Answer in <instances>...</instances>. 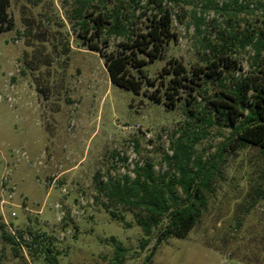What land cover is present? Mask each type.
<instances>
[{
  "label": "rangeland",
  "instance_id": "rangeland-1",
  "mask_svg": "<svg viewBox=\"0 0 264 264\" xmlns=\"http://www.w3.org/2000/svg\"><path fill=\"white\" fill-rule=\"evenodd\" d=\"M230 2L165 1L175 38L144 68L162 88L134 72L141 84L135 93L113 84L104 59L82 45L70 20L75 0H11L14 27L0 34V264H115L112 238L128 250L124 264H264V151L224 148L230 129L195 119L216 98L217 85L197 80L204 87L182 92L173 107L163 97L161 75L173 60L193 76L195 67L209 65L206 43H219L223 29L264 30V0L221 9ZM144 11L137 12V32L150 25L152 12ZM123 41L113 38L107 52L120 51ZM234 53L237 77L256 74L251 48ZM197 134L195 156H215L217 167L206 209L188 236H170L155 249L153 240L142 251L133 213L125 222L113 219L107 207L126 211L109 203L99 184L134 178L146 163L167 171L172 141ZM20 231L46 235L50 249L15 250L8 235Z\"/></svg>",
  "mask_w": 264,
  "mask_h": 264
},
{
  "label": "trees",
  "instance_id": "trees-1",
  "mask_svg": "<svg viewBox=\"0 0 264 264\" xmlns=\"http://www.w3.org/2000/svg\"><path fill=\"white\" fill-rule=\"evenodd\" d=\"M165 1L75 0L71 23L79 26L78 36L82 45L104 59L113 84L138 93L141 84L135 78L134 72H137L150 86L160 88L158 81L147 79L144 68L148 65L146 58L151 62L158 59L164 46L175 38L174 14L164 7ZM10 4L11 0H0V34L14 27L9 15ZM230 6L236 11L244 8L239 0H231L221 9L227 10ZM140 9L144 12L150 9L152 15L148 19L150 25L147 30L137 32L135 25ZM230 27L220 31L219 43H206L213 58L206 56L209 65L195 67L193 76H189L191 71L177 60L169 63V69L165 68V74L161 75V78H167V82L162 84L166 86L163 97L168 100L166 104L173 107L176 101L182 100V92L196 91L195 86L217 85L219 93L216 98L210 100L206 108L197 109L195 119L208 127L229 128L230 137L223 143L224 148L234 146L241 150L252 145L264 151V30L238 31ZM113 38L125 41L121 43L120 51L108 53L106 49ZM247 48L254 53L252 65L258 71L237 77L240 67L234 52ZM142 55L145 57L142 58ZM197 80H203L205 84L201 85ZM205 89L208 90V87ZM190 112L193 114L192 110ZM199 140L197 134L193 140L179 137L172 141L170 148L173 154L166 157L169 168L165 172L156 173L154 165L146 163L137 165L134 178L125 176L111 182H100V193L109 203L126 211L123 213L107 207L106 211L113 219L125 222V214L133 213L143 232L142 251L148 249L153 240L155 249L170 236H188L200 221L207 206L205 193L210 190L217 167L212 163L215 156L208 161H203L200 155L195 156ZM216 155L220 157V150ZM127 226L131 224L127 223ZM27 234L26 237L21 231L18 235L9 233L8 239L15 250L16 246H41L42 252L50 249V245H46V235L31 231ZM112 240L116 243L115 264H124L128 250L115 238ZM44 245L47 247L43 249ZM46 257L55 260L49 254Z\"/></svg>",
  "mask_w": 264,
  "mask_h": 264
},
{
  "label": "built area",
  "instance_id": "built-area-1",
  "mask_svg": "<svg viewBox=\"0 0 264 264\" xmlns=\"http://www.w3.org/2000/svg\"><path fill=\"white\" fill-rule=\"evenodd\" d=\"M10 198H12V196H10ZM2 203L4 204V203H5V201H2Z\"/></svg>",
  "mask_w": 264,
  "mask_h": 264
}]
</instances>
